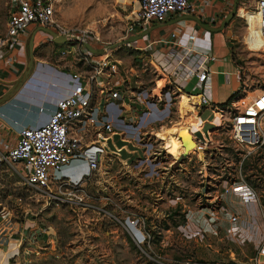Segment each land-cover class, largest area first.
<instances>
[{"label":"rangeland","instance_id":"rangeland-1","mask_svg":"<svg viewBox=\"0 0 264 264\" xmlns=\"http://www.w3.org/2000/svg\"><path fill=\"white\" fill-rule=\"evenodd\" d=\"M255 4L256 0H238L235 14L227 23L231 30L228 35L231 57L237 66L239 95L245 92L252 96L264 89V46L258 34L257 14L253 11ZM127 5V0H62L58 17L70 27L85 30L88 41L107 47L124 39ZM75 42H65L62 48L69 49L70 44L76 46ZM121 46L126 47V44ZM43 52L55 63L59 59L81 62L71 52L61 54L53 45L46 46ZM229 105V99L219 104L223 109L221 115L215 113L211 105L206 106L208 116L199 117L198 114L203 113L200 107L199 113L191 111L177 119L178 105L174 102L162 124L169 120L180 121H174V127L165 130L167 147H175L173 133L176 131H188L192 136V141H185L179 155L162 154L156 171L140 167L139 160H133L128 166L112 158L104 172L88 181V189L95 195L99 194L98 190L104 191L119 199L125 208L133 207L145 215L151 230V248L145 244L139 247L129 233L97 208L83 203H46L43 192L16 175L13 165L1 163L0 211L5 213L1 223L6 219L18 226L21 222L35 220L53 228L58 239L55 248L43 245L37 254L23 253L21 246L10 249L6 264H213L197 256L201 237L186 232V216L194 218L199 209L215 206L223 186L238 182L247 185L257 207L264 212V143L248 154L233 143ZM205 121L212 123L202 127L200 124ZM203 134L208 140L204 150L197 152L195 140L202 139ZM94 201L98 203V198ZM241 202L244 203L243 198ZM194 219L197 220V216ZM1 245L8 248L6 244ZM3 253L0 249V259Z\"/></svg>","mask_w":264,"mask_h":264},{"label":"built area","instance_id":"built-area-1","mask_svg":"<svg viewBox=\"0 0 264 264\" xmlns=\"http://www.w3.org/2000/svg\"><path fill=\"white\" fill-rule=\"evenodd\" d=\"M62 0H10L7 15V27L4 34L0 35V56L4 48L20 41V34L27 26L35 24L56 31L65 38V42L76 41V51L85 59L91 61L92 73L89 78L103 74L110 77L118 73L119 61L109 55H102L91 59L92 51L85 45L89 43L85 30L70 27L63 23L59 17V4ZM136 9L129 19L123 38L133 33L146 29L151 22H161L172 13H195L197 0H134ZM258 33L264 46V0H256ZM216 15V14H213ZM218 15V14H217ZM198 17V16H197ZM176 31L171 32L175 41ZM194 34H189L193 39ZM64 42V43H65ZM62 43V42H61ZM70 48L60 50L61 54L70 52ZM148 46V45H147ZM144 46L142 50H146ZM105 49V48H104ZM212 58L209 53L197 52L190 56L188 62H178L184 65L183 78H196V92H189L179 103L177 111L179 118L186 113L200 107L211 106L210 75L207 62ZM68 91L58 96L47 118L40 124L24 125L19 129L15 144L6 153L0 154V163L20 165L24 169L25 182L43 192L45 202H69L71 204H87L93 209L109 218L122 230L129 233L139 247L151 248V230L144 214H139L135 208H125L120 200L104 191H97L95 195L88 189V181L101 174L108 165V160L117 158L120 148L113 153L105 152L103 140L106 135L120 132L124 140L136 148L129 157L118 158L122 165H130L133 160H139V166L148 170L159 169L161 155H179L182 150L169 154L164 142L156 135V128L162 122L174 104L171 91L172 72L164 79L165 88L154 90L139 88L127 97L116 88H102L100 101L93 104V90L81 75L69 73ZM180 91V89H178ZM238 91V90H237ZM230 99V135L233 143L248 154L254 148L264 143V89L252 96L237 94ZM121 98V99H120ZM187 103L185 112H180V107ZM214 112L221 115L222 107L212 105ZM43 105L39 110L43 111ZM171 123V120H169ZM200 129V128H199ZM178 146L183 147L181 137L173 133ZM92 136V141L87 137ZM209 137V136H208ZM208 140L205 135L202 139L195 140V151H203L204 143ZM75 160H85L87 172L79 178H71L62 172V168L70 165ZM135 165V164H134ZM99 188H102L100 186ZM244 201L253 199V193L247 185L237 186ZM224 191L228 187L223 188ZM98 198V203L94 201ZM94 201V202H91ZM113 207L112 210H109ZM117 209V211H116ZM5 213L0 211V244L10 245L11 249L23 247V253L37 254L43 245L57 246V234L53 228L42 225L35 220L21 222L18 226L10 220L2 222ZM232 219H235L233 216ZM35 248V249H33ZM264 252V246L260 248ZM220 264H244L236 259H229Z\"/></svg>","mask_w":264,"mask_h":264},{"label":"crops","instance_id":"crops-1","mask_svg":"<svg viewBox=\"0 0 264 264\" xmlns=\"http://www.w3.org/2000/svg\"><path fill=\"white\" fill-rule=\"evenodd\" d=\"M197 1L194 15L208 25L217 26L231 8L233 0ZM127 3L129 21L136 4L134 0H127ZM9 7L10 0H0V35L6 31ZM185 14L189 13H172L161 22H151L147 27L149 31L135 41L127 43L126 47H122L120 42L101 47L89 41L95 48L91 59L109 55L119 61L118 73L109 78L105 74L98 75L94 80L89 78L93 67L91 61L81 56L76 51V46L72 45L70 52L81 60L80 63L70 59H59L55 63L52 57H48L43 51L46 46L52 45L62 50L64 42H55L52 36L39 29L38 25L27 26L21 31L20 41L4 48L0 56L1 97L14 88L26 69L30 53L29 42L33 35L31 71L21 87L12 96L0 102V154L6 153L15 144L22 126L40 124L47 118L55 99L68 91L69 73L81 75L83 80L91 85L92 103L96 104L101 99L102 88L118 87L127 97L139 88L162 90L165 88V77L172 72L171 91L174 94V102L179 105L187 93L196 92V78H183L184 65L178 60L182 58V61L188 62L189 57H195L197 52L209 53L212 56L207 62L212 105L225 103L229 96L239 89L237 66L232 60L228 40L230 25L219 31H211L202 27L194 18L180 17ZM172 31L177 33L175 41L178 44L172 42ZM189 34H194L195 37L191 39ZM144 46H147L146 50H142ZM41 105L45 108L43 111L39 110ZM202 110L207 115L201 113L198 114L199 117L208 116L206 106ZM177 117L179 119V113ZM177 119L171 120V123L180 121ZM211 123L212 121H205L200 125L203 127V124L207 126ZM154 127L156 131H160L161 127ZM189 130L194 133L192 129ZM87 140L95 139L88 136ZM103 143L107 153H113L120 148L117 158L129 157L136 150L132 143L124 140L120 132L107 134ZM13 170L16 175L23 177L24 169L20 165H13ZM62 172L71 178H79L87 172V163L85 160H75L63 167ZM240 185H243V182L231 184L227 191L221 192L215 206L207 205L204 210L196 211L194 218L197 216L198 221L193 215L186 216V232L197 233L201 237L196 252L200 259H206L213 264H220L229 259H236L244 264H264V252L260 251L264 246V212L257 207L253 199L241 202L242 196L236 188ZM233 216L235 219H232ZM0 249L4 251L0 264H6V255L11 253L10 245L4 249L0 244Z\"/></svg>","mask_w":264,"mask_h":264},{"label":"water","instance_id":"water-1","mask_svg":"<svg viewBox=\"0 0 264 264\" xmlns=\"http://www.w3.org/2000/svg\"><path fill=\"white\" fill-rule=\"evenodd\" d=\"M237 4H238V0H233L232 1V6H231L230 10L224 15V17L222 18V20L220 21V23L217 26L208 25L204 21H202L199 17H197L196 15H193V14H185V15H182L180 17H191V18H194L205 29L211 30V31H219V30H222L223 28H225V26L227 25L228 21L234 16ZM39 29L44 30L45 32L49 33L52 36V39L55 42H60V43L61 42H65V38L63 36H59L56 33V31L52 30L51 28L44 27V26H39ZM148 31H149V28H146V29L142 30L141 32L133 33L130 36H128V37L124 38L123 40H121L120 43L121 44H127L129 42H133L136 39H138V38L142 37L143 35H145ZM32 43H33V35L31 36V39H30V42H29L30 53H29V59L27 61L26 69L21 74V76L18 78V80L16 81V84H15L14 88H12L9 92H7L6 94H4L3 96L0 97V102L4 101L7 98H9L10 96H12L21 87V85L24 83V81L27 79V77H28V75H29V73L31 71V68L33 66ZM85 45L91 51H95V48L90 43L86 42Z\"/></svg>","mask_w":264,"mask_h":264},{"label":"bare ground","instance_id":"bare-ground-1","mask_svg":"<svg viewBox=\"0 0 264 264\" xmlns=\"http://www.w3.org/2000/svg\"><path fill=\"white\" fill-rule=\"evenodd\" d=\"M259 34V33H258ZM259 38H260V36H259ZM260 42L262 43V41H261V38H260ZM186 108H188V105H187V103H184L183 105H181V107H180V112L182 113ZM188 117V116H187ZM187 117H186V120H187ZM173 122L171 123V124H168V125H164V126H162L161 128H160V131L159 130H157L156 131V135L159 137V138H161L162 140H163V142H164V146H165V148H166V150H167V152L168 153H170V152H173V151H178V150H183V147L185 146V141H192V136H191V134L187 131V133H185L184 131H176V134H178L180 137H181V140L183 141V144H184V146L183 147H179L178 146V143H177V141H176V139H175V137L173 136V141H174V143H175V147H172L171 149L170 148H168L167 147V143H166V141L168 140V137H167V133H166V131L165 130H161V129H163V128H169V127H174L173 126ZM194 132V131H193ZM197 132H194V134H196ZM174 135V134H173ZM197 135V134H196ZM189 143V142H188ZM190 146H192V145H190ZM189 147V146H188ZM191 148V147H190Z\"/></svg>","mask_w":264,"mask_h":264},{"label":"trees","instance_id":"trees-1","mask_svg":"<svg viewBox=\"0 0 264 264\" xmlns=\"http://www.w3.org/2000/svg\"><path fill=\"white\" fill-rule=\"evenodd\" d=\"M236 95V93L235 92H233L230 96H229V100L231 99V98H233L234 96Z\"/></svg>","mask_w":264,"mask_h":264}]
</instances>
